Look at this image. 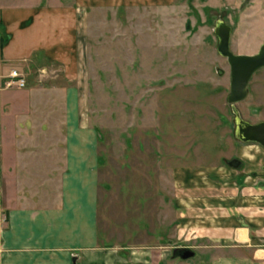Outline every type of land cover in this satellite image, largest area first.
Here are the masks:
<instances>
[{"label":"rangeland","instance_id":"1","mask_svg":"<svg viewBox=\"0 0 264 264\" xmlns=\"http://www.w3.org/2000/svg\"><path fill=\"white\" fill-rule=\"evenodd\" d=\"M55 2L71 7L73 30L87 50L77 60L67 57L75 73L70 80L59 61L31 57V62L15 64L25 87L8 93L6 102L20 94V104L13 109L1 104V116L28 112L31 103L33 119L48 115L43 104L54 95L38 90L30 101L24 96L28 86L76 87L79 118L97 154L90 174L95 181L97 246L115 264H142L144 251H151L146 257L154 262L209 264L211 241L192 238L198 230L190 221L193 210L181 200L190 191L183 192L177 182L190 181L196 170L210 164L227 168L226 162L244 148L259 147L235 138V116L227 102L229 65L216 50L214 28L219 20L230 25L232 52L256 53L264 41V0ZM4 38L0 25V48ZM61 101L56 94L57 105ZM234 106L251 123L264 118V67L251 77L245 99ZM60 132L55 127L53 133ZM249 165V173L259 168L243 161L241 178ZM15 186L12 178L5 194L15 197ZM4 203L0 189V226ZM201 208L197 213L206 215L207 207ZM201 226L206 230L207 224ZM184 251L193 255L183 258Z\"/></svg>","mask_w":264,"mask_h":264},{"label":"crops","instance_id":"2","mask_svg":"<svg viewBox=\"0 0 264 264\" xmlns=\"http://www.w3.org/2000/svg\"><path fill=\"white\" fill-rule=\"evenodd\" d=\"M0 15L5 32L0 48V107L11 104L13 109L20 104V94H13L10 102L6 97L8 101L10 91L25 86L5 87V77L15 64L31 62V57L59 61L68 80L75 75L68 68L67 57L77 60L87 47L77 37V29L73 30L71 7L55 0H0ZM24 90L30 101L38 90L54 97L43 104L48 115L41 119L32 118V103L28 112L12 118L5 113L3 119L0 109V189L5 201L1 206L5 222L0 226V264H115L96 244L95 181L90 174L97 154L87 126L79 118L76 87L54 85L42 90L41 86H28ZM56 94L63 98L59 105ZM57 112L61 117H55ZM55 127L59 134L53 133ZM238 159L242 162L238 168L210 164L208 169L196 170L190 181L177 182L183 192L190 191L181 200L193 210L190 221L198 230L192 238L211 241L214 250L209 264H264V148H244ZM243 161L259 168L249 173V165L243 170L248 174L241 178L238 170L243 169ZM12 178L15 197L4 192ZM201 207H207L206 215H201ZM147 254L151 251H144L142 264H168L154 262Z\"/></svg>","mask_w":264,"mask_h":264},{"label":"water","instance_id":"3","mask_svg":"<svg viewBox=\"0 0 264 264\" xmlns=\"http://www.w3.org/2000/svg\"><path fill=\"white\" fill-rule=\"evenodd\" d=\"M214 33L218 39L216 50L224 57L229 65L230 82L227 102L231 105L235 116V138L241 142H252L264 148V121L251 123L241 117L235 108V103L242 101L247 96V85L253 74L264 67V41L254 54H238L230 49L231 27L224 21H217ZM242 164L238 158L227 161L230 167L238 168ZM193 255V251H184L181 257Z\"/></svg>","mask_w":264,"mask_h":264},{"label":"built area","instance_id":"4","mask_svg":"<svg viewBox=\"0 0 264 264\" xmlns=\"http://www.w3.org/2000/svg\"><path fill=\"white\" fill-rule=\"evenodd\" d=\"M5 87H19L22 88L25 86L24 76L17 71L16 69H11L5 77Z\"/></svg>","mask_w":264,"mask_h":264},{"label":"trees","instance_id":"5","mask_svg":"<svg viewBox=\"0 0 264 264\" xmlns=\"http://www.w3.org/2000/svg\"><path fill=\"white\" fill-rule=\"evenodd\" d=\"M2 46V45H1Z\"/></svg>","mask_w":264,"mask_h":264}]
</instances>
